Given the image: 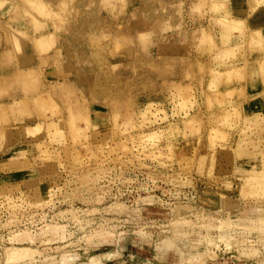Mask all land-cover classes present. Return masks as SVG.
<instances>
[{"label": "rangeland", "instance_id": "rangeland-1", "mask_svg": "<svg viewBox=\"0 0 264 264\" xmlns=\"http://www.w3.org/2000/svg\"><path fill=\"white\" fill-rule=\"evenodd\" d=\"M203 8L0 0V264H264V149L230 87L257 67L178 21ZM228 215L241 247L215 234Z\"/></svg>", "mask_w": 264, "mask_h": 264}, {"label": "crops", "instance_id": "crops-1", "mask_svg": "<svg viewBox=\"0 0 264 264\" xmlns=\"http://www.w3.org/2000/svg\"><path fill=\"white\" fill-rule=\"evenodd\" d=\"M178 1L179 3L184 1L187 5L191 3L197 5L203 0ZM204 3L206 8H203V13H201V15H198L196 13L192 19H178V21L181 23L183 22L184 26L193 25L194 29L198 33L194 37L198 39L200 38V34L202 32L201 30L204 29L205 32L209 33V35L212 36V41H215L214 45L216 48H230L232 46L234 47V45H239V49L236 53V58L233 59L232 62L235 64H242L245 60V63L247 62L248 65L257 67V69L254 71L255 73L253 74L251 73L252 69H250L251 72L249 70H246L245 79H242L241 81L233 80L231 82V88L233 87V89H243L242 93L234 94L231 101H233L232 105H234L233 111L235 114H239L238 110L241 109V107L243 108V112L242 110L240 112L241 120L244 121L246 118L248 124L253 127L247 133L248 136L254 137L255 135H257L258 139L261 136L260 141H262L259 143V148L262 149L261 147L263 146L264 149V75L261 74L258 68L259 63L264 62V0H204ZM211 3L223 4L222 10L219 12V14L215 10L208 9ZM223 13L229 15V17L242 20L245 25V29L242 34H240V32L237 30H233L230 34L229 39L227 38L222 43L223 28L214 22V17ZM255 32H258L261 36L260 45H256V37H253ZM194 42L196 45L194 47L193 54H191L194 57V62L210 65V60L213 59L212 53L211 55L206 53V51L203 50V46H201L200 48L198 47L197 49L198 42ZM220 87L223 88V84ZM44 94L48 93H40L36 96L41 97ZM92 127H95V125L92 124ZM256 127L258 128L257 130L255 129ZM246 151H249V149L246 148ZM201 157L200 161H202ZM211 158L213 159V155L211 156ZM212 159L211 161L213 162ZM201 167L202 166L199 165L200 170L202 169ZM260 179L261 181L264 180L263 178ZM13 181H16V176L9 182ZM68 259L69 258H67L66 261H69ZM71 259V261H75V258ZM62 262L65 261L62 260ZM153 263L159 264L161 263V261L158 260L154 261ZM86 264L90 263L87 262ZM198 264L203 263L199 261Z\"/></svg>", "mask_w": 264, "mask_h": 264}, {"label": "bare ground", "instance_id": "bare-ground-1", "mask_svg": "<svg viewBox=\"0 0 264 264\" xmlns=\"http://www.w3.org/2000/svg\"><path fill=\"white\" fill-rule=\"evenodd\" d=\"M222 18V17H221ZM223 20V19H222ZM221 21V20H220ZM224 21H225V19H224ZM224 21H223V23H224ZM222 22V21H221ZM227 22V21H226ZM225 24V23H224ZM227 24V23H226ZM225 24V25H226ZM224 25V26H225ZM228 27V26H227ZM238 67V66H237ZM232 68V67H231ZM230 68V69H231ZM235 68V67H234ZM237 69V68H236ZM233 70V69H232ZM235 70V69H234ZM239 70V69H238ZM228 72V71H227ZM226 72V73H227ZM230 72V71H229ZM233 72V71H232ZM231 72V73H232ZM228 74V73H227ZM240 151H239V154L240 153H242L243 151H245L246 152V148H243V147H241L240 149H239ZM238 215V214H237ZM230 216H232V215H228V216H226L225 218H219V219H217L218 221H217V223H216V226H217V230L218 231H215V234H216V236H217V238H220L221 240H223L224 242L223 243H225V244H227V245H232V246H240L241 247V244H242V241L243 240H241V236H235L234 234L232 235V232H231V230H232V228H239L240 227V224H241V220H243V219H241V217H239V216H236V218L235 219H233V218H231ZM221 217V216H220ZM246 219V218H245ZM251 221V220H250ZM230 225H231V227H230ZM245 227H243L244 228V230H246L247 232H248V230L250 229V230H260L262 227H259V225L256 223V220H252L251 221V223L249 224V225H244ZM260 228V229H259ZM221 229V231L222 230H226L225 231V233H219V230ZM264 231V230H263ZM262 231V232H263ZM261 232V234H263ZM234 233V232H233ZM237 233V232H236ZM248 238V237H247ZM258 238H259V236H258ZM247 240L248 239H246L245 238V242H247ZM162 245V244H161ZM175 245V244H174ZM176 246V245H175ZM217 246H219L218 244H217ZM220 247V246H219ZM221 248V247H220ZM243 248V247H242ZM236 255V254H235ZM192 256H196V255H192ZM222 257H223V255H221ZM197 257V256H196ZM225 260V259H224ZM189 263V262H188Z\"/></svg>", "mask_w": 264, "mask_h": 264}]
</instances>
